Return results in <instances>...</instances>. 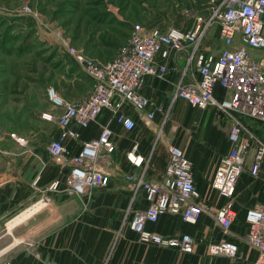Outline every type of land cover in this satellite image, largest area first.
Segmentation results:
<instances>
[{"label":"crops","instance_id":"0c3cea01","mask_svg":"<svg viewBox=\"0 0 264 264\" xmlns=\"http://www.w3.org/2000/svg\"><path fill=\"white\" fill-rule=\"evenodd\" d=\"M206 45L216 51L221 47L216 38L215 43L207 38L204 41V46ZM113 57L106 60L91 58L106 63ZM250 57L260 61L264 59V50L251 51ZM167 65L172 70L168 76L169 82L147 77L141 90L146 98L163 108L162 113L155 114L150 127L143 124L127 107L123 111L136 124L130 132H126L117 123L108 122L107 112L84 130L72 126L79 132L80 141L96 139L100 127L107 122L113 132L114 151L105 167L109 184L92 190L89 195L69 194L64 185L68 169L55 164L47 153L46 145L58 134L54 122L46 121L37 114V119L29 120L27 126L18 127L17 130L0 129V240H4L0 255L5 256L4 263H253L256 252L243 240L247 233L244 215L249 208L259 206L252 199L255 197L253 195L257 194L258 198L264 200V185L261 183L262 179L256 180L249 175L253 157L251 143L244 172L236 186V217L229 233H223L208 214H202L195 223L184 222L179 216L165 214L156 223L146 225L149 231L164 237L189 236L193 241L192 252L184 253L177 249L139 243L136 234L129 229L134 212L145 209L147 202L143 191L130 190L127 177L143 174L145 181L159 180L167 163V145L181 149L191 162L192 177L198 192L197 201L211 211L221 207L224 202L211 190L210 183L221 158L232 148L228 141L230 122L211 107L200 109L183 99L174 98L175 84L180 80V73L186 65L185 56L172 55L167 60ZM74 67L80 70L77 66ZM193 72V69L188 70L184 82L190 79ZM84 78L88 86L83 95L73 99L60 96L67 101L85 97L91 90L92 82L85 75ZM69 81L75 86L80 85L76 74H72ZM224 95L221 88H215L216 99L222 100ZM44 113L58 115L61 110L53 109L49 103L41 114ZM240 120L254 135L262 133L264 136V123L244 118ZM155 127H163L162 138L158 139L153 132ZM10 134H14L15 138H11ZM15 139H23L25 144L19 145ZM243 139L247 138L243 135ZM77 144L78 142L71 141L68 147L77 153ZM135 145L137 149L134 155L145 161L139 168L126 159V154ZM54 181L60 182L59 190H47ZM221 241L237 244L238 254L235 259L209 253V247Z\"/></svg>","mask_w":264,"mask_h":264},{"label":"built area","instance_id":"2783aa9c","mask_svg":"<svg viewBox=\"0 0 264 264\" xmlns=\"http://www.w3.org/2000/svg\"><path fill=\"white\" fill-rule=\"evenodd\" d=\"M198 10L186 12L192 23L184 28L133 25L126 43L106 63L66 46L72 63L91 80V90L81 99L67 101L49 88L47 100L61 113L41 115L58 128V134L49 140L46 150L55 164L68 169L65 190L69 194L89 195L92 190L106 187L110 181L105 167L114 151V143L108 122L121 125L126 132L132 131L136 124L123 111L127 107L150 127L155 114L162 113L163 108L141 93L145 79L169 82L172 70L167 60L172 55H184L186 65L175 84L174 98L200 109L211 107L230 122L228 141L232 148L221 158L210 183L211 190L224 201L223 205L211 211L197 201L191 162L173 145H167V163L159 180L145 181L143 174L127 177L130 190L143 191L147 202L146 208L135 211L129 222V229L136 234L138 242L184 253L192 252L193 241L189 236L164 237L149 231L146 225L156 223L165 214L179 216L188 223H195L202 214H208L223 233H229L236 217L237 182L250 151V141L243 139L244 127L240 118L264 123V59L255 61L250 57L251 51L264 50V0H206L203 8ZM213 28L221 46L217 51L209 45L204 46L208 32ZM190 69L194 72L184 82ZM216 87L224 91L222 100L214 96ZM104 112L109 114V121L100 127L98 137L80 141L79 132L72 126L84 130L97 122ZM153 132L158 139L163 137V127H155ZM10 137L15 138V135L10 134ZM15 141L22 146L25 144L23 139ZM71 141L78 142L77 153L68 147ZM136 149L137 146H133L126 159L139 168L145 161L134 155ZM263 161L264 146L259 145L249 166L251 178H258ZM59 187L60 182L54 181L47 190L58 191ZM244 222L247 233L243 240L256 252L252 264H264V209L261 206L249 208ZM209 253L235 259L238 246L221 241L212 244Z\"/></svg>","mask_w":264,"mask_h":264},{"label":"rangeland","instance_id":"374dc122","mask_svg":"<svg viewBox=\"0 0 264 264\" xmlns=\"http://www.w3.org/2000/svg\"><path fill=\"white\" fill-rule=\"evenodd\" d=\"M204 3L205 0H0V18L17 26L12 32L20 36L31 33L40 46L25 51L18 42L12 46L16 50L6 54L0 38V129L17 130L27 126L29 120H36L35 115L41 116L49 106V88L68 99L83 95L88 82L72 64L66 46L106 60L127 41L133 25L184 28L192 23L187 18L190 11H199ZM6 26L10 25H1L0 34L12 29ZM213 31L214 28L207 38L215 43ZM19 47L24 52L18 55L15 51ZM72 74L77 75L80 85L69 81ZM242 124L243 135L254 153L257 146H264V136L254 135ZM257 179H262L264 185V161ZM252 197L264 207V200L257 194ZM3 242L0 240V248ZM0 262H5V256L0 255Z\"/></svg>","mask_w":264,"mask_h":264},{"label":"trees","instance_id":"16d2710c","mask_svg":"<svg viewBox=\"0 0 264 264\" xmlns=\"http://www.w3.org/2000/svg\"><path fill=\"white\" fill-rule=\"evenodd\" d=\"M206 1V0H205ZM0 27L1 25L4 23L5 25L8 24L10 26H6L7 29L8 27H11L12 29H10V31L6 30L3 34H0V38L3 39L4 41V45H3V50L6 54H9L10 52L16 50V48H13L12 46L18 42H20V46L24 45L25 46V51L28 49H32V48H37L40 47L39 44L37 43L36 40H34L32 37V34H28V35H16L12 32L13 28L14 30H16L17 26L16 24H11L8 20L6 19H1L0 18ZM10 45V46H9ZM12 49V50H11ZM24 49V48H23ZM22 52H24L22 50V47H19L17 51H15V54L18 53L21 54ZM7 56V55H6ZM72 62V61H71ZM47 98V97H46Z\"/></svg>","mask_w":264,"mask_h":264}]
</instances>
